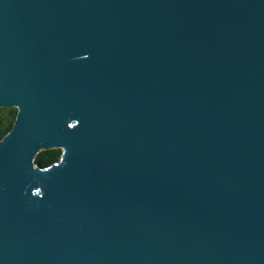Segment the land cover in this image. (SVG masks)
Wrapping results in <instances>:
<instances>
[{"label": "water", "instance_id": "obj_1", "mask_svg": "<svg viewBox=\"0 0 264 264\" xmlns=\"http://www.w3.org/2000/svg\"><path fill=\"white\" fill-rule=\"evenodd\" d=\"M0 108V264H264V0H0Z\"/></svg>", "mask_w": 264, "mask_h": 264}, {"label": "trees", "instance_id": "obj_2", "mask_svg": "<svg viewBox=\"0 0 264 264\" xmlns=\"http://www.w3.org/2000/svg\"><path fill=\"white\" fill-rule=\"evenodd\" d=\"M16 110L14 108H0V138H2L12 127ZM61 154L60 149L40 151L35 157V164L46 167L56 162Z\"/></svg>", "mask_w": 264, "mask_h": 264}, {"label": "snow or ice", "instance_id": "obj_3", "mask_svg": "<svg viewBox=\"0 0 264 264\" xmlns=\"http://www.w3.org/2000/svg\"><path fill=\"white\" fill-rule=\"evenodd\" d=\"M83 59H87V57H83ZM79 124H80V121L77 119V125L75 127L72 124H68L67 128L74 130L76 127L79 126Z\"/></svg>", "mask_w": 264, "mask_h": 264}]
</instances>
